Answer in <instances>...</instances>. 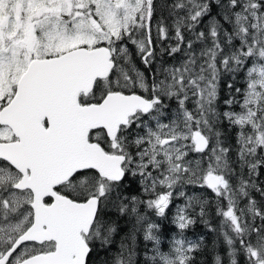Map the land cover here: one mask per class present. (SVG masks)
<instances>
[{
	"label": "snow or ice",
	"instance_id": "snow-or-ice-1",
	"mask_svg": "<svg viewBox=\"0 0 264 264\" xmlns=\"http://www.w3.org/2000/svg\"><path fill=\"white\" fill-rule=\"evenodd\" d=\"M0 264H264V0H0Z\"/></svg>",
	"mask_w": 264,
	"mask_h": 264
},
{
	"label": "trees",
	"instance_id": "trees-1",
	"mask_svg": "<svg viewBox=\"0 0 264 264\" xmlns=\"http://www.w3.org/2000/svg\"><path fill=\"white\" fill-rule=\"evenodd\" d=\"M221 88H222L223 92H226V90H227L226 89V83L222 82ZM122 221H123V229H125V231H127L128 228L124 226V223L127 224V222L124 219H122ZM169 224L170 223L168 221H163L162 222V230L167 231V226H170ZM121 235H123V232L121 233ZM187 236L189 239H197L200 236H204V242L208 246L209 249L212 247V242L216 238L215 233L209 232L208 229L201 228L199 224L193 225L188 230ZM117 239H119V237H117Z\"/></svg>",
	"mask_w": 264,
	"mask_h": 264
},
{
	"label": "rangeland",
	"instance_id": "rangeland-1",
	"mask_svg": "<svg viewBox=\"0 0 264 264\" xmlns=\"http://www.w3.org/2000/svg\"><path fill=\"white\" fill-rule=\"evenodd\" d=\"M172 211H175V209L173 208ZM167 224H168V223H167ZM197 224H199L201 228H203V229H207V228H205V226H204L202 223L197 222ZM126 225H127V228H130V226H131L129 223H127ZM169 225H170V226H167V230H169V229L172 228V225H171V224H169ZM195 225H196V224H195ZM120 227L123 228V221H122V220L120 221ZM124 231H125V229H124ZM121 233H122V232H121ZM165 243H167V240H166V239H165Z\"/></svg>",
	"mask_w": 264,
	"mask_h": 264
},
{
	"label": "flooded vegetation",
	"instance_id": "flooded-vegetation-1",
	"mask_svg": "<svg viewBox=\"0 0 264 264\" xmlns=\"http://www.w3.org/2000/svg\"><path fill=\"white\" fill-rule=\"evenodd\" d=\"M124 226L127 227V225L124 223Z\"/></svg>",
	"mask_w": 264,
	"mask_h": 264
}]
</instances>
